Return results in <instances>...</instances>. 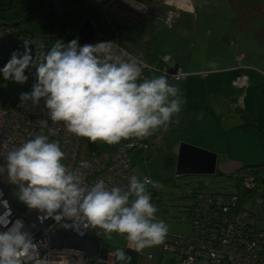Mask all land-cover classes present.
I'll list each match as a JSON object with an SVG mask.
<instances>
[{
  "label": "clouds",
  "instance_id": "obj_1",
  "mask_svg": "<svg viewBox=\"0 0 264 264\" xmlns=\"http://www.w3.org/2000/svg\"><path fill=\"white\" fill-rule=\"evenodd\" d=\"M115 46L112 41L83 46L75 39L67 44L55 41L50 50L36 51L33 56L30 41L25 39L24 52H14L0 72L5 80L24 84L29 79L25 71L35 69L36 83L30 93L20 94L21 103L39 105L44 99L54 125L63 122L67 132L93 143L116 145L167 132L171 124L179 123L186 103L178 86L169 84L166 75L142 77V62L125 59ZM40 125L48 127L46 120ZM64 158L58 142L36 135L7 152L6 168L0 166V172L7 171L10 182L19 185L22 202L46 214L41 222L52 218L60 223L67 218L73 223L63 224L65 228L79 231L83 226L126 235L128 248L136 252L164 244L169 228L156 217L147 181L133 175L127 189H108L103 180L89 188L80 174L62 163ZM3 204L7 211L0 223L7 231L0 232V264H24L25 258L39 255L38 245L31 234L22 231V221L8 228L11 209L6 200ZM110 257L121 264L132 260L123 248ZM36 264H47V260L37 259Z\"/></svg>",
  "mask_w": 264,
  "mask_h": 264
},
{
  "label": "built area",
  "instance_id": "obj_2",
  "mask_svg": "<svg viewBox=\"0 0 264 264\" xmlns=\"http://www.w3.org/2000/svg\"><path fill=\"white\" fill-rule=\"evenodd\" d=\"M7 1L0 0V6ZM41 1L47 6H52L59 14H64L66 11L65 0ZM120 1L122 0H111L108 6L117 7L121 4ZM106 7L107 5L104 6ZM124 11L118 10V14L123 17H129V15L132 17L134 11L140 10ZM178 14L176 10L168 11L165 23L172 27ZM13 33L15 30L7 23H0V69L17 51L9 40V36ZM105 35V32L96 29L95 39L80 45L112 41L116 44L117 54L123 55L125 59L132 57L142 62V77L146 78L144 72L154 70L142 52L133 54L117 40L107 39ZM244 57V54H239L238 61ZM162 60L166 63L162 74L168 79L178 82L188 77L187 71L182 68H176L174 73L170 72V55L164 56ZM240 84L245 86L246 78H241ZM25 92L30 93L31 90ZM41 120L47 121V128L41 127ZM51 129H58V131L53 132L50 131ZM36 135H46L49 142L59 143L61 150L65 153L62 163L70 171L80 174L86 187L90 188L96 182L103 180L108 189L114 187L127 189L129 178L135 175L130 152L137 150V147H142L139 141L132 139L123 142L106 161L98 160L95 152H88L84 147V137L67 132L63 122L53 124L44 99H41L39 105H33L31 101L22 104L21 99L11 105L0 104V166L6 168L8 151L19 148L26 141L34 139ZM5 143L7 148L3 147ZM81 155L86 159L82 160ZM145 181L149 183L146 178H143L142 182ZM244 185L249 189L256 187L253 179L250 178L245 179ZM18 193L19 185L10 182L7 171L0 172V218L7 211L3 204L6 200L11 209V215L8 217L11 223L8 224V228H11L16 220L22 221L24 226L22 231L31 234L33 242L38 245L39 255L25 258L24 264H36L37 259H45L47 264H108L105 257L107 248L100 241L103 230L91 227L85 229L83 226L79 231L74 227L65 228L63 224L73 223L67 218L60 223L52 218L41 222L40 217L46 215L45 213L38 209H30L27 205L24 209L17 207ZM262 203L261 198L256 199L259 207ZM190 212L194 215L191 234L189 236L168 234L164 244L160 245V251L164 254L179 258L178 264H186V262L189 264H264V231L258 228L257 219L250 211L248 202L242 205L238 193L198 191ZM2 231H7V228L0 223V232ZM158 255L159 252L151 253L148 257L141 254V258L153 260ZM189 258H191L190 261Z\"/></svg>",
  "mask_w": 264,
  "mask_h": 264
},
{
  "label": "rangeland",
  "instance_id": "obj_3",
  "mask_svg": "<svg viewBox=\"0 0 264 264\" xmlns=\"http://www.w3.org/2000/svg\"><path fill=\"white\" fill-rule=\"evenodd\" d=\"M17 1L18 4L10 10L0 11V23H8V21L13 19L15 16L26 18L35 9V0ZM109 1L110 0H102L99 2L102 6V2L108 3ZM183 1L186 2L187 10L184 12L185 14L182 17V25L178 28L174 25V23L172 27H169L165 23L167 6L169 7L170 5L168 1L145 0L144 3H146L148 9L145 8V6L138 7L140 11L136 10L137 12H134L137 14L136 17L139 19L142 18V15H146L143 24L138 26L135 32H129L130 34L124 37L127 40L126 45L128 46L129 51L138 53L140 50L148 47V49L145 50L147 58L150 57L151 54L163 57L167 54H175L177 47H179V41H182L184 42V50L186 52L188 51V53L194 46L195 42L197 44L198 53H200L202 48L205 49L206 43H209V57L214 55L217 50V46L215 45L216 38L220 39L223 37L224 32L230 31L232 24H234L231 23V21H227V18L222 15V12L219 11L218 14L215 8H223L227 4L231 5V0H191L192 6L190 0H182V2ZM245 1L252 5L264 4V0ZM127 2H129V0H127ZM95 6L98 11L99 21L105 24L106 19L104 17V11H102L98 1ZM193 7L196 10L194 12ZM69 11L71 12L68 20L69 25L61 27L57 31L60 35L65 34L68 36H74L76 31L80 29V25L84 22V19L76 11H74L71 6L69 7ZM252 16L254 18L249 17V21H251L252 24H255L254 21H264V19L257 18L256 13H252ZM130 18H133V16ZM141 20H143V18ZM235 26L238 28V33H241L239 27L236 24ZM18 28L19 31L33 36L31 38V40H33V44L40 45L42 43V37L46 35L52 36L54 34L55 26L47 21L34 19L28 20ZM255 30L249 29V33L252 34ZM233 33L234 32L232 31L230 34ZM255 41L256 40L254 38L251 39V37H249V50L254 53H256L261 46L260 43ZM63 43L67 44L69 42L63 41ZM21 46L24 47L23 42ZM261 51L264 52V48H262ZM16 52L23 53L24 49H17ZM176 60L179 63L180 57L177 56ZM154 64L156 66L153 67H155L156 70L153 74H155V76L163 75L162 71L166 66L164 61L161 62V60L157 59ZM201 69L197 70L198 72L196 73V75H199L200 77H202ZM147 74H149V71ZM25 75L29 77L28 81L24 84H20L12 80H5L2 72H0V104H13L20 100V94L22 92H25L26 90L32 91L33 85L36 83L35 69L30 68L26 70ZM200 93H202V91L195 92V95ZM240 106L241 109L245 108L244 105ZM189 114L190 113H187L185 115L186 118H189ZM179 116L183 117V114ZM159 136H162V138L159 139ZM184 140L201 144L206 141L190 137V134L186 131L184 132L181 126H177L175 128L169 127L167 132L160 131L157 138H152L150 151L151 155H149V158L145 156V153H138L137 151L132 152L130 156L133 161L135 175L141 181L143 178H146L149 182H151L146 184L147 190H154L157 192V195L155 196L151 194V202L157 207V219L164 221L168 225V234H175L178 236H189L191 234L192 225L189 221V212H186L193 205V195L197 191L203 190L209 193L224 194L239 193L237 188L238 173L233 174L232 178L220 175V171L218 169L216 175L214 176H177L176 161L181 144L209 151L196 146L195 144H189ZM83 142L84 147L88 152H95L98 160L105 161L110 157V153L115 146L102 141L93 143L85 137L83 138ZM228 157L229 156H221L219 164L227 162ZM81 159L85 160L86 157L81 155ZM249 170H251V168H249ZM226 171H231V169H226ZM261 176V181H259L258 185H256L258 187L255 189V195L248 199V206L257 219L258 228L264 231V203L262 207H259L256 204L257 198H262L264 201V170L261 173ZM153 184L156 186L153 187ZM17 207L20 209H24L26 207V204L22 202L19 197L17 200ZM103 241L107 245L106 247L110 253H115L117 249L123 248L125 253L132 257L131 264H178L179 262V258L177 256L164 254L160 251L158 257H155L153 260H144L140 263L139 259L141 258V254L148 257L149 254L158 252L159 248L158 246H154L151 248H145L140 252L133 251L127 246L128 242L126 235H120L115 232L111 234L105 233ZM108 264H121V262L116 261L114 257H110L109 255Z\"/></svg>",
  "mask_w": 264,
  "mask_h": 264
},
{
  "label": "crops",
  "instance_id": "obj_4",
  "mask_svg": "<svg viewBox=\"0 0 264 264\" xmlns=\"http://www.w3.org/2000/svg\"><path fill=\"white\" fill-rule=\"evenodd\" d=\"M97 1L104 11L106 22L105 24L101 23L98 14L97 21L103 26L110 25L109 27L115 31V35L120 37L124 47L129 51L126 45L127 40L124 37L129 35V32H135L138 26L143 24L146 15H142L143 20L137 17L135 19L134 17L130 18L128 21H132L131 23L134 24L133 27H130L135 30H128L122 25L128 18L118 14L115 5L108 6L111 0L108 3L102 2V6L100 0ZM144 1L129 0L127 2V0H122L119 5L126 4L139 10L138 7L145 6L147 8ZM166 1L170 4L169 7L167 6L166 13L170 10L178 11L179 14L174 20V25L178 28L181 27L182 17L187 10L186 2H182V0ZM231 2V5L227 4L223 8H215L217 13L222 12L227 21L234 24H232L230 31L224 32L223 37L216 38L217 50L214 55L209 57V43H206L205 49L202 48L198 53L195 42L188 53L184 50V42L182 41H179V47H177L175 54H167L171 56L170 70L175 67L182 68L190 74L186 79L169 83L178 86L181 98L186 101L182 104V110L179 114H183V117L179 116V123H173L170 127L181 126L184 132L190 134V137L201 141L206 140L202 144L184 141L217 154V170L219 169L220 173L226 175L234 174L240 169L257 170L264 168V52L261 51L264 48V21H254L255 24L249 21V17L254 18L252 13H256L257 18L264 19V4L252 5L245 0H231ZM105 5H107L106 8H104ZM194 11L196 10L193 7ZM235 24L241 33H238ZM249 29L256 30L251 34ZM232 31L234 33L230 34ZM249 37L261 44L256 53L249 50ZM146 49L140 50V52L143 53L152 67L156 66L154 62L157 59L163 62L164 56L158 57L151 54L147 58ZM131 53L137 54V52ZM239 54L245 55L240 61H238ZM177 56L180 57L179 63L176 60ZM164 64L166 65L165 62ZM153 68L154 70H148L149 74H147L148 71L144 72L146 78L156 77L153 74L156 69ZM199 69H201L202 77L196 75ZM243 77L247 81L245 86L240 84V79ZM200 91L202 93L195 95V92ZM240 105H244L245 108L241 109ZM187 113H190L189 118L185 116ZM175 119L176 117H173L174 121ZM159 132L145 138L143 149L141 148L137 152L145 153V156L149 158L152 138H157ZM160 138L162 136H159ZM221 156H229L228 161L219 164ZM226 169H231V171H226ZM263 203L260 207L263 206ZM104 235L105 232L100 236V241L107 246L103 241ZM109 255L110 251L107 249L105 251L107 263ZM144 260L146 259L140 258L139 262L142 263Z\"/></svg>",
  "mask_w": 264,
  "mask_h": 264
},
{
  "label": "trees",
  "instance_id": "obj_5",
  "mask_svg": "<svg viewBox=\"0 0 264 264\" xmlns=\"http://www.w3.org/2000/svg\"><path fill=\"white\" fill-rule=\"evenodd\" d=\"M96 0H67L66 5V11L64 12V14H59L58 12L55 11V9L52 6H47L45 5L41 0H35V9L33 10V12H31V14L26 17V18H22L19 16H15L13 17V19L8 21V26L10 28H12L13 30H15V33L11 34L9 36V40L11 41V43L16 47V49H21L24 47H22V42L24 43V40L27 39L30 41V47L32 48V54L33 56H35L36 51H43V52H47L48 50H50L51 46L53 45V43L55 41H68L71 42L72 40H78L79 44H83L86 43L87 41L80 38L78 36V31H76L74 36H68L65 34H58L57 31L61 28V27H65L66 25H69V17L71 15V12L69 11V7L71 6L72 9H74V11H76L83 19L84 22L85 21H90L93 24V27L95 28V30H99L102 32H105V36L107 39L110 40H117V42L124 46L123 43L120 40V37L118 38L117 35H115V31H113L109 26H103L101 25L98 21H97V14L98 11L96 9ZM18 4L17 0H8L7 2H5L4 4H2L0 6V11H7L10 10L11 8H13L15 5ZM124 11V10H128L130 12H133L132 8L129 7L128 5L122 4L120 5L119 8H117V11ZM125 12V11H124ZM130 15L129 17H126L128 19H130ZM44 20L47 21L48 23L52 24L55 26L54 28V34L52 36H44L42 37V43L40 45H35L33 44V40H31V38L33 36L31 35H27L26 33H23L22 31H19L18 27L20 25H22L23 23L27 22L28 20ZM83 22V23H84ZM132 22V21H131ZM95 24V25H94ZM125 29L128 30H132L134 28H132L134 25L133 23H130L128 20H125L122 24ZM132 26V27H130ZM81 27V26H80ZM172 80L168 79V82L170 83ZM11 105V104H9ZM135 140V141H139V144L142 147H137V150H134L132 152H136L138 150H140L141 148L143 149V145H144V139H136V138H131V139H127V140H122L119 144H116L112 150L115 151L119 145H121L123 142L126 141H130V140ZM151 149V147H150ZM148 149V150H150ZM144 151V150H143ZM151 151V150H150ZM111 152V153H112ZM130 152V156L131 153ZM148 152V151H147ZM110 153V154H111ZM131 158V157H130ZM132 160V159H131ZM133 163V161H132ZM264 168H258L257 170L255 169H251V170H247L246 169H240L238 170L236 173H238L237 178H238V184H237V188L239 190V196L241 197V201H242V205L244 206L248 201V199L252 196L255 195L256 192V188L258 186H256L253 189H249L244 185V181L246 178H250L249 176L254 177L253 182L258 185L259 181H261L262 176L261 173L263 172ZM251 171V172H250ZM222 176H228V177H232L233 178V173L232 174H222L219 173ZM235 174V173H234ZM249 174H253V175H249ZM186 177V176H185ZM203 185V184H201ZM153 196L157 195V192L154 190H148ZM198 192V191H197ZM197 192L193 195V197L195 198ZM190 209H188V211L186 213L189 212V221L192 223L193 219H194V215L190 212ZM104 233V232H103ZM175 235V234H174ZM159 248V253H160V245L158 246ZM140 257V256H139ZM158 257V256H157Z\"/></svg>",
  "mask_w": 264,
  "mask_h": 264
},
{
  "label": "water",
  "instance_id": "obj_6",
  "mask_svg": "<svg viewBox=\"0 0 264 264\" xmlns=\"http://www.w3.org/2000/svg\"><path fill=\"white\" fill-rule=\"evenodd\" d=\"M80 26L78 36L86 41H93L96 36L93 24L87 20ZM175 70L176 67L170 72L174 73ZM217 160L215 153L181 144L176 165L177 176H214L217 172Z\"/></svg>",
  "mask_w": 264,
  "mask_h": 264
},
{
  "label": "flooded vegetation",
  "instance_id": "obj_7",
  "mask_svg": "<svg viewBox=\"0 0 264 264\" xmlns=\"http://www.w3.org/2000/svg\"><path fill=\"white\" fill-rule=\"evenodd\" d=\"M120 7V5H118L117 6V8H119ZM133 10V9H132ZM135 12V11H134ZM135 15V16H134ZM134 15H133V17L135 18L136 16H137V14L136 13H134ZM249 175H253V174H249ZM250 177V179H254V177H252V176H249ZM239 194V193H238Z\"/></svg>",
  "mask_w": 264,
  "mask_h": 264
}]
</instances>
